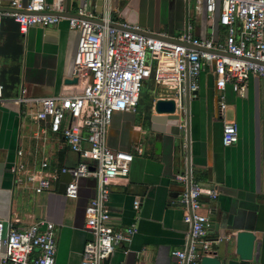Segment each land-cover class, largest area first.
<instances>
[{
    "label": "crops",
    "instance_id": "crops-1",
    "mask_svg": "<svg viewBox=\"0 0 264 264\" xmlns=\"http://www.w3.org/2000/svg\"><path fill=\"white\" fill-rule=\"evenodd\" d=\"M7 3L0 0V7ZM45 3L51 6L54 0ZM81 3L94 12L95 0H60V7L71 15ZM110 18L169 39L177 38L187 25L190 35L198 39L223 38L218 13L206 20L203 6L197 8L194 0H119ZM77 37L65 21L54 27H30L20 35L14 23L1 20L0 57L16 74L5 88L0 61V164L4 170L16 161L31 168L45 160L49 170L76 165V155L63 148L57 136L48 133L44 139L36 138V125L23 115L24 108L11 100L21 89L28 98L78 94L83 82L64 83L72 79ZM243 85L240 94L229 85L216 92L212 74L208 70L201 73L198 90L188 100L187 129L179 152L177 140L171 146V139L160 134L155 135V140L163 141L159 155H154L153 139L144 141L154 114L152 105L158 99H172L171 86L160 85V96L153 97L140 115H136V107L134 112L112 114L106 146L113 151H130L138 144L142 153L133 156L126 177L112 182L106 203L108 225L115 229L133 225L135 233L128 244L114 248L103 264H172L170 252L185 248L188 226L182 221L184 208L177 200L186 188V158L189 180L216 193L214 199L201 196L200 213L209 219L210 236L226 238L214 247L220 263L238 264L234 235L251 232L254 241L248 264H264V80L249 76ZM219 96L225 105L222 112L217 108ZM227 122L235 124L237 140L223 147L221 129ZM17 151L22 153L20 159ZM68 180V175L59 174L49 192L34 194L28 185L15 184L9 171L0 179V220L18 229L40 220L53 224L54 264H79L82 246L90 238L83 212L94 195V182L80 178L76 199L70 200L59 193ZM134 200L138 201L136 210L132 208Z\"/></svg>",
    "mask_w": 264,
    "mask_h": 264
},
{
    "label": "built area",
    "instance_id": "built-area-1",
    "mask_svg": "<svg viewBox=\"0 0 264 264\" xmlns=\"http://www.w3.org/2000/svg\"><path fill=\"white\" fill-rule=\"evenodd\" d=\"M101 1L104 10L99 14L81 3L73 14L65 15L60 0L51 6L45 0H8L6 7H0V29L3 19L14 23L20 35L30 27H54L65 21L78 35L71 69L72 78L84 83L78 94L28 98L21 89L11 100L36 125L35 137L57 136L61 146L76 155V165L49 170L45 160L31 168L16 161L8 171L15 184L28 185L34 194L49 192L59 174L68 175L63 196L70 200L76 199L80 178L93 180L94 195L83 212L90 238L82 246L79 264H103L114 248L128 244L135 233L133 225L123 229L108 225L106 203L112 182L126 177L133 156L141 155L142 149L135 144L130 151L110 150L106 135L113 113L135 111L143 80L171 86L177 108L185 92L188 99L195 96L204 70L212 74L216 92L229 85L240 94L249 76L264 80V0H194L197 8L203 6L206 20L218 13L223 38L216 41L193 37L188 25L175 39L145 35L135 25L112 22L110 0ZM1 95L0 81V99ZM217 108L219 112L225 108L222 96ZM236 140L235 124L223 123L221 145L228 147ZM16 157H22L21 151ZM204 195L214 199L216 193L189 180L187 190L178 196L188 238L185 248L170 252L172 264H199L202 256L215 254L214 247L226 240L208 234L209 219L200 213ZM137 207L134 200L132 208ZM54 254L53 224L40 220L18 229L0 220V264H54Z\"/></svg>",
    "mask_w": 264,
    "mask_h": 264
},
{
    "label": "water",
    "instance_id": "water-1",
    "mask_svg": "<svg viewBox=\"0 0 264 264\" xmlns=\"http://www.w3.org/2000/svg\"><path fill=\"white\" fill-rule=\"evenodd\" d=\"M119 0H110L109 10L110 12H116L118 9ZM101 0H95V13H100L101 11ZM68 15V14H65ZM129 25H133L128 22H124ZM114 26V25H113ZM145 35H150L149 33L143 32ZM64 83H76V78H72L71 80H64ZM188 94L185 92L183 97L182 106L179 108L175 107V103L172 99L156 100L152 105V110L154 112L153 115L149 118V128L144 137V141L149 142L152 141V148L154 150V155L160 154V149L163 144L162 140H155V135L160 134L161 138L169 137L171 139L170 145H175V141H178V152L182 150V134L187 129L188 123ZM183 123L181 126L180 124ZM186 134V133H185ZM187 137V134L185 135ZM186 142V138H185ZM186 164V190L188 188L189 183V168L187 166V158L185 160ZM4 172H8V170L3 169V165L0 164V179L1 175ZM64 184L61 185L59 193H63ZM235 246H234V255L239 261L238 264H248L251 260L252 249H253V241L254 236L251 232H237L234 235ZM199 264H221L215 254L211 256H202L200 258Z\"/></svg>",
    "mask_w": 264,
    "mask_h": 264
},
{
    "label": "rangeland",
    "instance_id": "rangeland-1",
    "mask_svg": "<svg viewBox=\"0 0 264 264\" xmlns=\"http://www.w3.org/2000/svg\"><path fill=\"white\" fill-rule=\"evenodd\" d=\"M0 61L4 70L3 86L6 88L10 86L9 83L13 82L16 74L14 72V67L9 64L6 59L0 57ZM155 96H160V87L156 85L151 78L143 80V86L141 87L138 96L136 115H140L144 107H147L150 100Z\"/></svg>",
    "mask_w": 264,
    "mask_h": 264
}]
</instances>
